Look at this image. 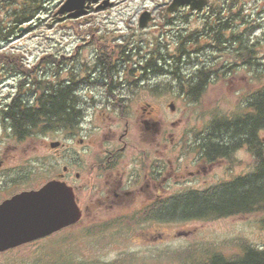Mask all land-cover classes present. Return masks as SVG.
I'll return each mask as SVG.
<instances>
[{"label":"rangeland","instance_id":"obj_1","mask_svg":"<svg viewBox=\"0 0 264 264\" xmlns=\"http://www.w3.org/2000/svg\"><path fill=\"white\" fill-rule=\"evenodd\" d=\"M16 1L13 0L10 6L7 4H3L4 7L0 6V23H2V18L8 25L13 20L12 12L16 8ZM64 1L38 0L34 4L37 7L36 10L33 12L30 8L26 15L28 19L26 18L22 24L19 23L17 28L13 27L8 32L7 40L0 42V46L21 51L24 54V60L35 74L41 77L48 74L51 76L48 79L58 80H63L65 76L70 75L69 69H64L66 66L97 65L99 63L93 42L96 37L101 39L99 46L103 47V52L106 53V49L111 50L114 59L116 56H123L119 55L118 51L124 49L126 55L130 54V68L134 69L133 78L139 84L137 85L138 90H141L140 93L143 95V100L132 101L129 109L136 112L141 109L140 106L147 107L145 102H148L161 113L163 150H168L169 142L175 134L181 135V132L191 130L198 133L206 130L214 118L237 116L241 111L245 95L247 96L249 91L264 82V66H261L262 75L259 76H253L256 69L250 70V68L238 66L226 76L211 79L207 84L204 83L201 88L202 93L194 102L188 103V97L181 95L182 90L178 87L177 79L168 73L172 69L170 65H175L176 48L180 46V43L182 48L193 49L189 56H182L178 61L179 70L177 72L184 75L192 74L197 65H201L203 60L206 62L209 57H212L211 55L215 54L207 46L210 43L208 36L200 38L193 34L201 29L203 23L201 15L191 16L169 25L158 13L148 27L139 28L137 18L143 5L154 7L164 0H115L116 5L112 8L89 12L91 17L88 22L84 19L81 21L61 19V14H56L55 11ZM240 5L242 6L241 13L247 21L246 23L241 22V37L246 38V42H249L248 39L250 41L259 39L261 41L259 53L262 54L264 0H241ZM9 7H12L13 11L9 10ZM20 27H26V29L21 31L18 29ZM170 28L171 31H169ZM164 29H166L165 32ZM157 53L159 56L166 55V57L172 54L174 60L170 64H167L166 60L165 64L162 61L163 58L157 59V65L168 66H164L156 76H148L151 69L142 70V67L138 65H145L150 58L153 61ZM48 54V59L41 62V64L45 62V65H33ZM101 56L103 54L98 52V57ZM124 62V65L121 63L115 65V68L119 67L121 71L114 76L117 80L123 77L122 69L128 68V62ZM223 62L231 63L226 60ZM234 63L233 65H239V63ZM144 71L145 76H141ZM114 72H116L115 69ZM13 73L8 70L5 73L0 72V103L15 90L18 77ZM259 78L260 82H258ZM169 103H173L174 112L170 110ZM80 104L86 119H94L95 111L102 108L97 106L99 104L97 101H83ZM177 118H181L179 127H172L171 121ZM73 125L63 126L61 131L46 134H39L42 132L40 131L22 139L23 142H17V139L3 128L0 119V156H5L7 166L16 165L18 183L27 182L28 186H38L61 171V164L68 160L61 157V147H51L49 143L62 140L72 149L77 137L74 133L79 132ZM263 133L262 131L261 135ZM251 164V154L247 147L243 146L229 153L227 157L219 158L210 164L213 166L206 179L210 183L228 180L233 175L246 172ZM161 230L160 257L156 261H151V264H193L213 252L233 255L240 253L246 244L264 245V208L246 214L213 219L163 221ZM66 231L69 232L65 233ZM133 231L136 230L131 229V232ZM73 232L75 231L71 229L63 230L35 245H27L11 253H0V264H43L47 262L62 264L61 260H66L67 257L70 258L68 263L82 261L80 257L91 252L94 242L87 234L81 239L78 238L80 234L77 232L71 236V241L63 246L58 237L61 236V242H63V237ZM130 239V249L136 248L135 243L132 242L133 237L131 236ZM36 249L40 251L34 255L33 252ZM136 249H141V247L137 246ZM27 254L29 256L25 257L24 255ZM33 256L38 259L32 260ZM50 260L56 262H50ZM131 264L136 263L131 262Z\"/></svg>","mask_w":264,"mask_h":264},{"label":"flooded vegetation","instance_id":"obj_2","mask_svg":"<svg viewBox=\"0 0 264 264\" xmlns=\"http://www.w3.org/2000/svg\"><path fill=\"white\" fill-rule=\"evenodd\" d=\"M172 1L164 0L154 7L143 5L140 13L149 11L150 19L142 28L148 27L158 13L169 25L199 15L203 21H207L211 14L213 16L215 13L227 19L233 16L234 19L229 25L234 23V29H241V22L245 23L246 20L245 16L242 19L241 0H191L196 2L194 7H191L190 3H184L170 8ZM115 5V0H94L86 14L68 17L66 13H61V19H84L88 22L91 17L89 12L112 8ZM26 18L28 19L27 16ZM93 42L98 57V52L103 53V47L99 46L101 39L96 37ZM232 45H236L235 39L228 47ZM106 50V57L114 59L112 51ZM129 55H125L127 60ZM98 58L101 61L97 65L64 67L69 69L68 72L74 81L69 75L61 79V84H73V90L70 92L79 103L80 113L74 125L75 130L79 131L74 133V136H77L74 147L71 149L64 141L56 140L58 144L55 148L61 147V157L68 160L61 164V171L38 186H28L27 182L18 183L16 165L7 166L5 156H0V203L23 190L36 189L48 180L57 179L71 187L79 216L58 230L2 249L0 253H11L24 246L35 245L63 230L71 229L75 232L69 236L66 234L63 242L61 236L58 237L63 246L71 241V236L77 232L80 234L78 238L81 239L87 234L94 243L91 252L80 257L82 261L68 263L70 258L67 257L66 260H61L62 264H151L161 253L163 212L170 211L172 205H178L182 200L192 197H196L198 201L201 198L206 209V196L210 186L221 182L219 180L210 183L206 179L213 166L210 164L219 158L214 156L215 158L210 159V143L202 140L208 136L205 130L175 134L169 142L168 150H163L161 113L148 102H145L148 108L140 106V110L131 111L129 105L132 101L143 100L141 90H138L139 84L133 80L134 75L131 77L127 69H122L123 77L117 80L114 76L121 72L120 69L114 72V67L103 61L105 57ZM166 60L167 64H170L174 56L164 55L162 61L165 63ZM143 75L145 73L141 76ZM149 75L157 74L148 73ZM90 100L99 102L97 106L102 107L95 111L94 119H86L81 109L80 103ZM171 110L174 112L175 108ZM180 123L181 118H177L171 121V126L179 127ZM62 127L61 125L55 131H61ZM131 229L136 231L131 232ZM131 236L136 248L140 246L141 249H130ZM38 251L40 250L36 249L33 254ZM205 256L202 258L204 264L231 263L233 259L243 258L240 253L226 255L213 252ZM35 259L38 257L33 256L32 260Z\"/></svg>","mask_w":264,"mask_h":264},{"label":"trees","instance_id":"obj_3","mask_svg":"<svg viewBox=\"0 0 264 264\" xmlns=\"http://www.w3.org/2000/svg\"><path fill=\"white\" fill-rule=\"evenodd\" d=\"M37 2L38 0H17L14 11L12 7H9V10L13 11V20L8 25L2 18L0 42L6 41L8 32L26 20L30 8L33 12L36 10L37 7L34 4ZM12 3L13 0H0L1 7H4L3 4L10 6ZM241 15L243 19L244 15L242 13ZM54 18L57 19V17ZM228 18H223L218 13L213 16L211 14L209 20L203 21L200 31L193 32L200 38L208 36L210 43L207 46L216 55H211L212 57H209L206 62L203 60L201 65L196 66L192 74L184 75L177 71L179 70L178 61H180V57L189 56L193 49L182 48L181 43L176 48L175 65H170L173 70H169L168 74L177 79L178 87L182 90L181 95L188 97V103H192L198 98L202 93L201 88L204 83L207 84L211 79L226 76L235 67L256 69L253 76L262 75L264 45H261L263 53L260 54L259 45L261 41L259 39L250 41L247 38L249 42H246V38L241 37L240 31L242 29L237 27L234 29L232 24L229 25L234 17ZM233 39H237L236 45L228 47ZM118 53L123 56L108 59L103 52V57H105L103 61H106L107 65H112L117 71L119 70V67L115 68L117 63L124 65V61L128 62L126 69L132 77L134 69L130 68V57L125 60L124 49ZM156 56L153 61L151 58L148 59L146 64L142 66V70L150 68L153 73H158L163 70L164 66H168L157 65V59L164 58V55L159 56L157 53ZM48 57L49 54L45 55L33 65H45V62L43 64L41 62ZM24 58L21 51L0 46V72L5 73L8 70L14 72L13 74L18 77L14 92L0 103V119L4 129L17 141H22V139L33 136L40 131L42 132L39 134L48 133L47 131L54 132L61 125L68 127L75 124L80 108L79 103L75 101L73 95L71 96L70 91L73 90V84L68 82L63 86L61 79H48L51 77L48 74L42 77L35 74ZM97 60L98 62L101 61L98 57ZM224 60L230 61L232 64H225ZM234 62L239 63V65H233ZM71 80L74 81L72 75ZM133 80L135 82L134 78ZM258 80V82L261 81L260 78ZM240 110L238 115L234 117L212 119L211 124L205 130V134L208 136L202 140H207L210 143L208 150L210 159L227 157L238 147L246 146L252 157V164L249 169L233 176L230 180H224L210 186L206 196V209H204V201L201 198L199 201L196 197L188 198L179 202L178 205H172L170 211L163 212L162 221L213 219L241 213L246 214L264 208V133L261 135V132H264V82L249 91L247 96L245 95ZM240 254L243 258L238 257L239 261L236 258L231 263L221 262L220 264L264 263V247L246 244L242 247ZM193 264H204V262L200 260L193 262Z\"/></svg>","mask_w":264,"mask_h":264},{"label":"water","instance_id":"obj_4","mask_svg":"<svg viewBox=\"0 0 264 264\" xmlns=\"http://www.w3.org/2000/svg\"><path fill=\"white\" fill-rule=\"evenodd\" d=\"M94 0H65L55 13L67 12L70 17L87 13ZM196 2L173 0L170 8ZM150 19L149 11H143L138 18L139 27ZM20 27L19 30H22ZM173 109V104H169ZM51 141L50 146H56ZM79 216L71 187L57 179L46 181L36 189L23 190L0 203V250L15 246L49 234L73 222Z\"/></svg>","mask_w":264,"mask_h":264}]
</instances>
